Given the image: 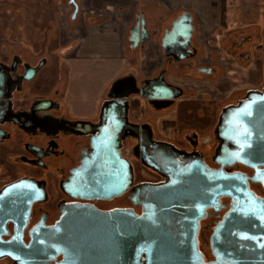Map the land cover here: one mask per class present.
Segmentation results:
<instances>
[{
	"label": "flooded vegetation",
	"instance_id": "obj_1",
	"mask_svg": "<svg viewBox=\"0 0 264 264\" xmlns=\"http://www.w3.org/2000/svg\"><path fill=\"white\" fill-rule=\"evenodd\" d=\"M16 61L17 59L10 65L0 62V158L10 156L13 161L11 166L22 164L24 171L21 177H16L15 171H12L9 182L0 187V193L6 187L21 181L36 182L43 191L42 198L35 200L30 206L29 216L19 239L24 246L28 247L33 242L37 228L53 226L59 220L61 206L77 204L93 207L100 212L122 210L141 216L149 196L140 188L171 185L190 194L187 195L191 200L188 214L197 227V251L202 256L203 263L209 264L215 261L211 249L215 231L221 228L225 230L229 225L226 223L231 222L233 215L239 213L241 207L249 202L264 204V167L251 168L241 164L237 162L235 154L238 146L247 144V135L244 133L248 131V126L241 125L243 119L239 115L226 116L222 120L226 110L239 107L251 94L263 93L264 86L257 92L245 94L236 105L224 107L214 127L213 138L207 137L208 139H202L198 143L195 138L197 134L193 135L194 139H188L192 146L188 151L178 148L172 140L157 139L150 124L142 121V115H138L132 106V103L138 102L137 99H142L153 112H161L175 103L181 110L183 104L191 102L181 95L177 96L176 91L159 83V79L148 81L140 89L130 83L116 84L114 90L121 97L106 101L97 120L71 119L65 115L52 114L57 106L49 99L33 101L28 107L19 106L20 102L12 94L20 89L22 80H28L33 71L26 69L24 75H18ZM123 96L126 97L122 98ZM129 96H133L130 101ZM114 102L125 104L124 133L119 147V157L123 163L114 167L117 168L115 176L118 177L119 172L124 175L128 168L132 179L119 195L108 197L99 186L95 190L91 184L94 181L93 184L98 185L97 180L102 175L98 171L99 158L94 149L97 144V129L102 126V111L106 105ZM175 123V120L165 123L163 130L175 129L178 126ZM34 139L44 140L45 146L36 144ZM59 141L63 147L58 149ZM8 143L11 148L6 145ZM211 144L214 153L208 159L198 151L197 146ZM157 146L169 147L176 157L165 151H158ZM222 147H228V152L218 156ZM49 158L63 163L58 184L53 187L44 180H38V175L35 174L36 170L47 171L45 161ZM148 162L155 164L162 172ZM11 170H7L5 174ZM111 170L110 174L113 173ZM101 184L103 182L99 185ZM52 211L56 213L50 221ZM205 228L210 254L208 257L200 248V237ZM15 230L14 222L9 221L3 229L5 234L1 235V240L6 243L11 240L17 242ZM0 260H8L12 264L27 263L24 260L13 261L9 257ZM61 260V256H58L46 263L56 264Z\"/></svg>",
	"mask_w": 264,
	"mask_h": 264
},
{
	"label": "water",
	"instance_id": "obj_2",
	"mask_svg": "<svg viewBox=\"0 0 264 264\" xmlns=\"http://www.w3.org/2000/svg\"><path fill=\"white\" fill-rule=\"evenodd\" d=\"M230 115L241 116V125L248 126L244 133L247 144L238 146L235 152L237 162L251 168L264 167V92L251 94L239 107L226 110L222 120ZM124 117V102L106 105L95 138L98 171L102 172L97 181L103 184L93 181L91 186H99L108 197L119 195L132 179L128 168L118 177L114 169L123 163L119 147ZM156 149L176 157L167 146ZM225 151L228 147H222L218 156ZM148 164L162 172L155 164ZM140 190L149 196L141 216L122 210L100 212L77 204L61 206L59 220L53 226L37 228L33 242L26 247L19 239L30 206L42 198L43 191L33 181L10 185L0 193V258L27 262L19 264H47L58 256L62 260L56 264H204L196 247V223L188 214L190 194L171 185L143 186ZM257 204L251 201L242 206L225 230L215 231L211 239L215 261L209 264H264V204ZM9 221L16 226L17 242L1 240Z\"/></svg>",
	"mask_w": 264,
	"mask_h": 264
},
{
	"label": "crops",
	"instance_id": "obj_3",
	"mask_svg": "<svg viewBox=\"0 0 264 264\" xmlns=\"http://www.w3.org/2000/svg\"><path fill=\"white\" fill-rule=\"evenodd\" d=\"M258 3L259 0H69L73 8L71 23L75 33L83 36V42L74 47V43L64 44L66 59L71 66L86 64L98 73L102 69L104 74V69L110 68V80L115 79L105 89L106 100L93 114L76 118L97 120L106 101L121 97L114 90L116 84L130 83L140 89L148 81L159 79L183 98L196 88L194 84L200 88L205 86L204 81L223 84L225 75L235 80L231 84H238L243 77L229 76L226 69H235V73L237 69L253 71L256 62L246 53L253 45V31L251 28L244 33L238 21L252 16L253 11L258 19ZM230 35L239 38L228 40ZM224 39L232 46L230 52L238 55L223 49ZM258 46L255 44L254 49ZM255 80L240 82L244 83L241 88L245 94L263 87L261 80ZM56 106L52 114L70 118L68 107Z\"/></svg>",
	"mask_w": 264,
	"mask_h": 264
},
{
	"label": "rangeland",
	"instance_id": "obj_4",
	"mask_svg": "<svg viewBox=\"0 0 264 264\" xmlns=\"http://www.w3.org/2000/svg\"><path fill=\"white\" fill-rule=\"evenodd\" d=\"M258 4V19H255L256 11H253L250 16L253 19L248 16L247 19L238 21L243 25L244 33L251 28L253 31V45L246 49V53L256 62L253 71L237 69L235 73V69L229 67L226 70L229 76L235 74V76L243 77L240 82L257 78L255 81L261 80L264 86V0H259ZM72 10L69 0H0V62L10 65L17 59L15 66L18 75H24L26 69L33 71L28 80H22L20 89L12 94L20 102L19 106L28 107L33 101L49 99L61 107H68L71 110L70 118L72 119L81 114L90 116L106 100L105 89L115 80H110L112 69H104L103 74L102 69L99 68L101 71L98 73L96 70L91 71V67L86 64L81 66L80 63H76L71 66L72 62L65 57L64 44L74 43V47L77 42L81 40L83 42V36L75 33L74 23H71ZM251 25L253 27H250ZM227 38L235 41L239 36L230 35ZM255 44H259V48L254 49ZM222 46L223 49L228 50V53L238 55L236 51L230 52L232 46L226 39L222 41ZM225 77L227 80L226 78L221 80L223 84L204 81L203 88H200L199 84H194L196 88L191 86L192 93L184 98L191 102L183 104L181 110L175 103L161 112H153L143 100L132 103V106L138 115H142L141 120L150 124L157 139L172 140L178 148L190 151L192 146L188 139H194L195 134H197L195 138L198 143L202 139H208L207 137L213 138V130L222 109L236 105L245 95V90L242 89L244 83L231 84V81L235 80H229L226 75ZM190 97L194 99H189ZM172 120H175V125L178 126L164 131L165 123ZM202 126L204 128H201ZM34 141L43 147L46 144L42 139H34ZM6 145L11 148L10 143ZM58 146V149L63 147L61 141ZM197 149L208 159L214 153L212 144L202 147L198 145ZM12 163L8 155L3 159L0 158V165H2L0 187L9 182L12 171H15L16 177H21L23 174L24 166L14 164L12 167ZM45 163L48 166L47 171L36 170L37 179L46 181L50 187L57 186L62 161H53L49 158ZM10 169L12 170L5 174ZM55 213L52 211L50 214V221L55 217ZM206 231L207 228L202 229L200 248L208 257L210 254ZM0 264L12 263L8 260H0Z\"/></svg>",
	"mask_w": 264,
	"mask_h": 264
},
{
	"label": "trees",
	"instance_id": "obj_5",
	"mask_svg": "<svg viewBox=\"0 0 264 264\" xmlns=\"http://www.w3.org/2000/svg\"><path fill=\"white\" fill-rule=\"evenodd\" d=\"M222 22L224 23V20H222Z\"/></svg>",
	"mask_w": 264,
	"mask_h": 264
}]
</instances>
